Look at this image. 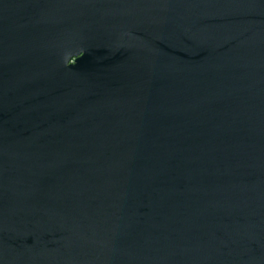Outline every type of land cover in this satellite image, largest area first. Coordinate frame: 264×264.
<instances>
[{
  "label": "water",
  "instance_id": "95a60500",
  "mask_svg": "<svg viewBox=\"0 0 264 264\" xmlns=\"http://www.w3.org/2000/svg\"><path fill=\"white\" fill-rule=\"evenodd\" d=\"M0 264H264V0H0Z\"/></svg>",
  "mask_w": 264,
  "mask_h": 264
}]
</instances>
